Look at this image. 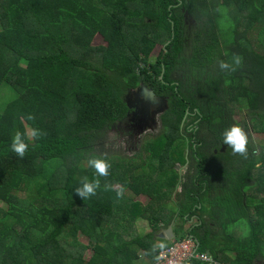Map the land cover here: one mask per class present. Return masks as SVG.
Returning a JSON list of instances; mask_svg holds the SVG:
<instances>
[{
	"label": "trees",
	"instance_id": "trees-1",
	"mask_svg": "<svg viewBox=\"0 0 264 264\" xmlns=\"http://www.w3.org/2000/svg\"><path fill=\"white\" fill-rule=\"evenodd\" d=\"M96 36L104 46L92 44ZM156 47L162 57L151 64ZM220 60L235 71H221ZM175 71L186 80L172 79ZM138 87L166 108L160 130L123 156L106 148L108 134L134 111L128 98ZM3 90L0 264H151L170 243L156 233L173 219L165 204L185 149L196 174L180 183L181 212L197 215L211 194L209 214L235 252L222 254L206 229L194 235L197 251L217 263L264 264V0H0ZM234 124L262 136L256 142L246 132V157L221 142ZM32 127L46 135L25 137L29 150L19 158L11 138ZM93 157L111 163L109 176L94 174L87 164ZM85 178L100 187L82 200L74 189ZM138 219L151 225L149 233L136 232ZM237 226L238 241L228 233Z\"/></svg>",
	"mask_w": 264,
	"mask_h": 264
},
{
	"label": "rangeland",
	"instance_id": "rangeland-1",
	"mask_svg": "<svg viewBox=\"0 0 264 264\" xmlns=\"http://www.w3.org/2000/svg\"><path fill=\"white\" fill-rule=\"evenodd\" d=\"M194 27V22L192 20H187L188 32L190 30L193 31ZM188 34L189 36H191L190 33ZM92 44L94 46L105 45V43L99 36H96L93 39ZM161 57L162 49L160 47H156L149 56V62L151 64H154ZM178 73L179 72L175 71L174 74H171V78L174 80L185 81L186 78L178 77L176 75ZM184 83H186L185 86H193L196 82L192 78ZM135 91L137 90H132L131 95L128 98V106L134 108V111L122 123L112 127L108 134L109 144L106 145V148L117 151L123 156L129 157L138 152L142 139L148 137L152 138V136L160 130L159 116L166 108L165 102L160 100L159 98H153L149 100L144 98L142 96L143 94H138L139 91L137 93H135ZM0 96L7 97L8 92L6 90H3L0 92ZM234 118L236 121L240 119L239 115H236ZM246 132L251 136L252 141L254 140L257 142L262 139L261 135L256 134L248 129L246 130ZM184 136L187 137V133H184ZM183 156L186 160V163L184 165H179L178 163L175 164V170L180 176L179 183L176 185L175 190L172 192L170 200L165 204L166 207L173 212V219L171 223L166 227H163L164 225L162 224H158L159 229L156 233V236L164 239L165 241H169L176 240L184 234L183 239L190 240L195 244L196 239L194 235L201 236L204 234L203 230L206 229V231H208L209 233L204 234L205 238L210 243L214 244L217 248H222V254L228 256L229 258H233L235 251L232 249V247L234 246V244L229 242L228 238L224 234L223 229L219 228L217 222L215 221L216 217H211V215L209 214V206L212 204L215 205V201L211 198L213 197L211 194H204L203 201L200 203V207L196 206L198 216L190 215L189 213L182 214L181 212L185 196L183 194V189L182 186H180V183L183 185L186 182L187 177L191 178L196 174L195 161L192 158L189 149H185L183 151ZM82 166L85 168L86 162H83ZM135 201L144 206L149 201V198L144 195H138L135 198ZM0 205L2 206L1 203ZM135 227L136 232L139 235L149 233L151 229V225L149 226L148 223L143 219L136 220ZM241 231L242 228L237 226L233 227L228 233L233 240L237 239L238 241L239 237L237 236ZM77 237L78 240L81 241V243H87V238L83 235L78 234ZM84 254L85 258H87L90 256L91 252L86 251Z\"/></svg>",
	"mask_w": 264,
	"mask_h": 264
},
{
	"label": "clouds",
	"instance_id": "clouds-1",
	"mask_svg": "<svg viewBox=\"0 0 264 264\" xmlns=\"http://www.w3.org/2000/svg\"><path fill=\"white\" fill-rule=\"evenodd\" d=\"M233 62L234 64L239 65L241 61L239 57L234 56ZM218 64H219V68L221 71H225V72L235 71L233 64H230L227 61L220 60ZM27 119L30 121H35V116L32 114H29L27 116ZM44 135H46V133L42 129H39L36 127L30 128V131H26V132H21L18 130L15 132V134L11 138L10 150L17 157L23 158L29 150V143L26 142L25 137H27L29 140L35 141V140L41 139ZM221 142L223 145H227V147L231 149L233 155H240L242 157L247 156V152H248L247 146L249 142L248 135L241 126L234 124L230 126L229 128L225 129L222 133ZM87 164L89 167L94 169V174L99 177L109 176L110 174L109 170L112 167L111 163L108 160L103 159V158H96V157L89 158L87 160ZM99 187H100L99 180H94V181L89 182L87 178H85L84 181L82 182V186L76 187L74 189V194L75 196H78L82 200H87L97 194V189ZM104 190L109 191L110 190L109 186L106 185ZM123 193H124V188L120 186L119 190L116 191V196L118 198L122 197ZM176 240H169L170 242L169 245L173 241H176ZM195 252L201 253L197 251L196 243H195ZM191 261H196V260H193V259L189 260L186 264H188ZM218 264H223V263H218Z\"/></svg>",
	"mask_w": 264,
	"mask_h": 264
},
{
	"label": "built area",
	"instance_id": "built-area-1",
	"mask_svg": "<svg viewBox=\"0 0 264 264\" xmlns=\"http://www.w3.org/2000/svg\"><path fill=\"white\" fill-rule=\"evenodd\" d=\"M192 259L205 264H218L208 255L195 252V244L187 239H178L158 250L153 264H186Z\"/></svg>",
	"mask_w": 264,
	"mask_h": 264
},
{
	"label": "water",
	"instance_id": "water-1",
	"mask_svg": "<svg viewBox=\"0 0 264 264\" xmlns=\"http://www.w3.org/2000/svg\"><path fill=\"white\" fill-rule=\"evenodd\" d=\"M139 89L143 92V93H142V94H143L142 96H143L144 98L149 99V100L155 98V97H154V94H153V92H152L151 90H148V89H146L145 87H142V88L140 87ZM161 100H162V99H161ZM162 101H163V100H162ZM160 103H161V102H160Z\"/></svg>",
	"mask_w": 264,
	"mask_h": 264
},
{
	"label": "flooded vegetation",
	"instance_id": "flooded-vegetation-1",
	"mask_svg": "<svg viewBox=\"0 0 264 264\" xmlns=\"http://www.w3.org/2000/svg\"><path fill=\"white\" fill-rule=\"evenodd\" d=\"M139 88H140V87L136 88L137 91H135V93H137V92L139 91L138 94L141 95L143 92H142ZM134 90H135V89H134ZM134 95H135V94H134Z\"/></svg>",
	"mask_w": 264,
	"mask_h": 264
},
{
	"label": "crops",
	"instance_id": "crops-1",
	"mask_svg": "<svg viewBox=\"0 0 264 264\" xmlns=\"http://www.w3.org/2000/svg\"><path fill=\"white\" fill-rule=\"evenodd\" d=\"M156 257H157V255H156ZM156 257H155V260H156ZM155 260H154V261H155ZM154 261H153V262H154ZM153 262H152V263H153ZM152 263H151V264H152Z\"/></svg>",
	"mask_w": 264,
	"mask_h": 264
}]
</instances>
